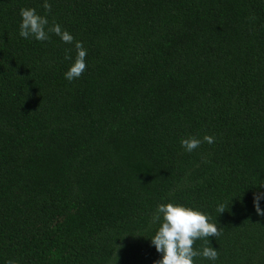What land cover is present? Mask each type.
Listing matches in <instances>:
<instances>
[{"label": "trees", "instance_id": "obj_1", "mask_svg": "<svg viewBox=\"0 0 264 264\" xmlns=\"http://www.w3.org/2000/svg\"><path fill=\"white\" fill-rule=\"evenodd\" d=\"M44 2L0 0V264H155L164 203L222 228L194 264H264V0ZM21 8L83 44L78 79Z\"/></svg>", "mask_w": 264, "mask_h": 264}, {"label": "clouds", "instance_id": "obj_2", "mask_svg": "<svg viewBox=\"0 0 264 264\" xmlns=\"http://www.w3.org/2000/svg\"><path fill=\"white\" fill-rule=\"evenodd\" d=\"M43 8L46 12L51 11V5L45 0ZM19 15L21 22L19 25V35L25 39L30 37L38 41L49 40V32L59 36L66 44H73L76 49V58L68 71L64 74L68 81L78 79L86 70L87 50L79 41H74V37L66 30H62L59 24H53L48 28L49 21L46 16L39 15L34 8H21ZM47 29V30H46ZM65 59H71L66 55ZM203 142L212 144L215 138L209 135L203 137ZM202 141L195 137L181 140V146L187 152H192L200 146ZM264 194H255L253 204L257 215H264L259 201ZM219 213L225 211V206L217 208ZM153 222H160L158 230L151 238V243L156 251L161 253V259L155 264H194V258H203L215 261L218 259V251L211 246H205L201 251L194 248L195 241L205 239L209 244V237L221 235V229L217 223L210 222V217L199 210L181 204L164 203L159 204L153 216ZM210 245V244H209ZM121 245H115V262L118 259L116 251ZM7 264H17L15 260H9Z\"/></svg>", "mask_w": 264, "mask_h": 264}]
</instances>
